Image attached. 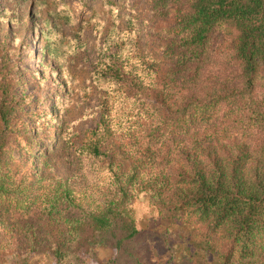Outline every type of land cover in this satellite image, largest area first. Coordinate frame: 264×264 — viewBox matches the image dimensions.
<instances>
[{
    "label": "trees",
    "instance_id": "trees-1",
    "mask_svg": "<svg viewBox=\"0 0 264 264\" xmlns=\"http://www.w3.org/2000/svg\"><path fill=\"white\" fill-rule=\"evenodd\" d=\"M147 3L174 14L162 46L168 106L146 103L143 81L98 63L106 104L76 149L82 177L55 180L49 193L32 197L2 174L6 146L31 138L0 69V206L12 209L0 218V264H26L42 243L62 264L73 247L121 236L120 247L139 233L129 203L140 195L159 218L195 228L216 263L264 264V0ZM116 141L121 163L107 161Z\"/></svg>",
    "mask_w": 264,
    "mask_h": 264
},
{
    "label": "rangeland",
    "instance_id": "rangeland-1",
    "mask_svg": "<svg viewBox=\"0 0 264 264\" xmlns=\"http://www.w3.org/2000/svg\"><path fill=\"white\" fill-rule=\"evenodd\" d=\"M172 16L152 10L147 0H0V69L31 138L27 146L16 140L6 146L10 167L2 166V174L24 181L32 197L49 193L55 180L82 177L76 149L106 104L93 82L98 63L143 81L146 103L168 106L172 88L162 46ZM111 145L107 161L121 163L125 148L119 141ZM129 206L139 231L133 239L120 247L115 242L121 236L106 245L73 247L63 264H218L191 225L159 218L144 195ZM11 214L0 206V218ZM48 231L44 227L43 234ZM45 247L40 244L26 264H62Z\"/></svg>",
    "mask_w": 264,
    "mask_h": 264
}]
</instances>
